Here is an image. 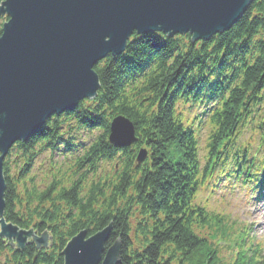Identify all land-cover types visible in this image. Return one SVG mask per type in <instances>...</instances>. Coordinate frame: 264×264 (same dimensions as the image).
<instances>
[{"label": "trees", "instance_id": "trees-1", "mask_svg": "<svg viewBox=\"0 0 264 264\" xmlns=\"http://www.w3.org/2000/svg\"><path fill=\"white\" fill-rule=\"evenodd\" d=\"M5 20L0 16V34ZM94 69L96 98L52 116L7 154L5 218L53 235V249L33 264H64L61 252L73 236L110 223L107 247L121 240L119 264H188L207 243L196 229L208 222L195 201L200 191L214 192L225 178L227 187L264 194V0L208 41L135 33L122 55H108ZM119 114L133 121L139 138L128 149L109 142ZM143 146L149 155L137 165ZM170 147L179 153L169 157ZM259 244L245 264H264ZM10 252L0 237V264L10 262ZM18 253L13 264L24 263Z\"/></svg>", "mask_w": 264, "mask_h": 264}, {"label": "water", "instance_id": "water-1", "mask_svg": "<svg viewBox=\"0 0 264 264\" xmlns=\"http://www.w3.org/2000/svg\"><path fill=\"white\" fill-rule=\"evenodd\" d=\"M254 0H3L8 15L0 34V237L23 250L30 241L49 247L48 231L21 228L5 218L4 160L12 146L28 141L54 115L74 111L101 87L95 66L121 55L137 35L160 32L208 41L230 29ZM133 121L110 122L109 142L127 149L138 142ZM148 156L140 148L137 165ZM113 225L88 237L73 236L61 252L64 264H119L122 243L111 246Z\"/></svg>", "mask_w": 264, "mask_h": 264}, {"label": "rangeland", "instance_id": "rangeland-1", "mask_svg": "<svg viewBox=\"0 0 264 264\" xmlns=\"http://www.w3.org/2000/svg\"><path fill=\"white\" fill-rule=\"evenodd\" d=\"M199 142L201 161L205 162L207 133L204 127L200 128ZM178 153L175 147H170L167 152L169 157ZM105 170H109L108 165ZM195 201L208 213L207 223L196 224L197 231L207 243L188 264H211L215 258L219 264H245L259 243H262L264 255V194L259 197L256 192L249 193L239 185L227 187L224 178L214 192L208 188L200 191Z\"/></svg>", "mask_w": 264, "mask_h": 264}, {"label": "flooded vegetation", "instance_id": "flooded-vegetation-1", "mask_svg": "<svg viewBox=\"0 0 264 264\" xmlns=\"http://www.w3.org/2000/svg\"><path fill=\"white\" fill-rule=\"evenodd\" d=\"M37 234H38V235H41L42 233H41V232L39 233V232L37 231ZM50 236H51V234H50ZM51 238H52V237H51ZM53 242H54V240H53V238H52L51 240H49V247L38 248L34 242L30 241V244L26 245V247H25L23 250H20V249H17V248H13V247H12L11 245H9L8 243H6V244H7L10 248H12L14 252H19V253H18V257H19L20 259H23V260H24V263H22V264H33V260L36 261L37 256H38L39 254H41V253H46V252H48V251H50V250L53 249V246H54V243H53ZM32 245H34L33 250H35V252H36V255L34 256L33 259H31V257H30L31 252H28V251H27V248H28L29 246H32ZM14 252H10V253H9V259H10V262H9L8 264H13L12 261H14V257H13ZM18 264H21V262L19 261Z\"/></svg>", "mask_w": 264, "mask_h": 264}, {"label": "bare ground", "instance_id": "bare-ground-1", "mask_svg": "<svg viewBox=\"0 0 264 264\" xmlns=\"http://www.w3.org/2000/svg\"><path fill=\"white\" fill-rule=\"evenodd\" d=\"M0 16H4V15H0ZM5 17H6V20L4 21V23H5V22L8 20V18H9L8 15H5ZM4 23H3V24H4ZM2 26H3V25H2ZM133 36H134V35H133ZM133 36H132V37H133ZM84 100H85V99H84Z\"/></svg>", "mask_w": 264, "mask_h": 264}]
</instances>
